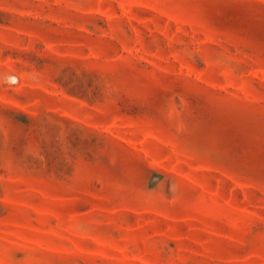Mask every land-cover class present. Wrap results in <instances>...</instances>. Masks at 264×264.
<instances>
[{"label": "rangeland", "instance_id": "374dc122", "mask_svg": "<svg viewBox=\"0 0 264 264\" xmlns=\"http://www.w3.org/2000/svg\"><path fill=\"white\" fill-rule=\"evenodd\" d=\"M0 264H264V0H0Z\"/></svg>", "mask_w": 264, "mask_h": 264}]
</instances>
